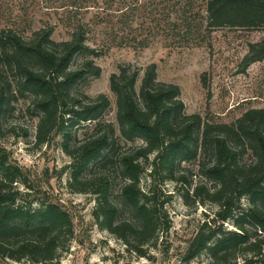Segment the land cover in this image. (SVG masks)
Returning <instances> with one entry per match:
<instances>
[{"label": "trees", "instance_id": "1", "mask_svg": "<svg viewBox=\"0 0 264 264\" xmlns=\"http://www.w3.org/2000/svg\"><path fill=\"white\" fill-rule=\"evenodd\" d=\"M207 28L262 31L248 44L244 59H264V0H207ZM53 30L47 22L26 35L0 26V120L14 99L30 94L39 117L38 140L62 133L70 186L94 194L95 221L141 253L169 229L168 200L161 198L157 181L185 184L184 165L192 166L202 177L192 195L217 209L202 219L183 258L207 253L214 264H264V107L227 120L205 119L185 111L179 86L159 81L156 63L144 68L138 88L141 69L122 63L109 79L115 123L106 118L107 94L76 89L86 77L101 73L95 62L99 52L87 43L85 30L78 25L62 40L52 37ZM75 57L81 61L72 66ZM70 125L85 129L74 144L65 134ZM128 142L135 146L127 148ZM110 169L121 180L119 199L113 198ZM145 169L155 182L147 188L140 184ZM73 234L69 210L0 145V264L22 259L51 264Z\"/></svg>", "mask_w": 264, "mask_h": 264}, {"label": "rangeland", "instance_id": "2", "mask_svg": "<svg viewBox=\"0 0 264 264\" xmlns=\"http://www.w3.org/2000/svg\"><path fill=\"white\" fill-rule=\"evenodd\" d=\"M46 22L53 25L56 40L70 38L78 25L85 30L87 43L99 52L95 62L101 73L86 77L76 89L90 96L107 94L111 104L106 118L115 123L116 97L109 79L122 63L141 69L137 88L144 68L156 63L157 79L177 84L185 111L205 119L227 120L248 108L264 107V59L251 63L244 59L248 44L259 40L262 31L208 30L207 0H0L1 27L19 28L26 35ZM80 61L75 57L71 65ZM38 120L32 96L17 97L0 120V145L72 215L74 234L51 264H214L207 253L191 261L183 258L188 240L202 219L217 209L216 204L198 202L192 195L194 186L202 181L192 166L184 165L188 177L185 184L171 179L157 181L161 198L167 196L169 229L159 232L141 253L95 221V195L69 184L70 168L66 165L70 156L61 145L62 133L48 135L40 142L36 136ZM84 130L70 125L65 134L74 144ZM133 146L132 142L126 144L127 148ZM110 170L113 198L119 199L121 180ZM153 183L145 169L141 186L147 188ZM20 189L25 191L24 185L20 184ZM225 226L233 228L230 222ZM26 263L25 259L8 261Z\"/></svg>", "mask_w": 264, "mask_h": 264}]
</instances>
